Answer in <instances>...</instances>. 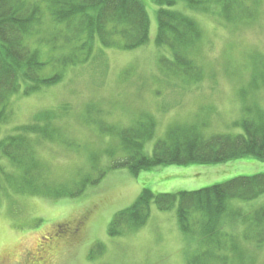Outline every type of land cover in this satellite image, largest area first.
Listing matches in <instances>:
<instances>
[{
    "label": "rangeland",
    "instance_id": "1",
    "mask_svg": "<svg viewBox=\"0 0 264 264\" xmlns=\"http://www.w3.org/2000/svg\"><path fill=\"white\" fill-rule=\"evenodd\" d=\"M140 1L150 20L145 46L125 51L96 43L91 57L81 55L87 61L68 66L61 82L11 97L0 141L19 134L38 114L53 112L42 123L52 138H36L33 144L37 161L51 171L50 179L73 185L95 169L107 176L79 198L58 200L11 192L14 186L0 174V264H188L199 243L181 231L177 208L160 211L152 204L143 227L111 238L115 215L131 208L144 190L154 195L196 192L264 174V162L253 157L210 166L159 167L139 175L108 170L129 153L119 137L124 130L151 126L153 135L143 142L142 152L152 156L155 145L172 131L191 130L205 139L236 137L245 133V122L264 121V0H228L232 18L224 16L223 0L205 3V10H189L182 3L173 7L192 18L199 32L184 50L189 76L167 71L172 64L165 59H173L172 54L156 45L159 7L152 0ZM50 25L29 41L44 61L51 51L39 41L49 36ZM62 44L52 57L73 53L65 40ZM263 205L264 195L230 203L246 213ZM224 231L236 240L244 229L233 224ZM244 248L252 264H264V247Z\"/></svg>",
    "mask_w": 264,
    "mask_h": 264
},
{
    "label": "trees",
    "instance_id": "2",
    "mask_svg": "<svg viewBox=\"0 0 264 264\" xmlns=\"http://www.w3.org/2000/svg\"><path fill=\"white\" fill-rule=\"evenodd\" d=\"M41 1L0 0V125L8 120L11 97L22 90L23 95L29 96L61 82L68 66L87 61V58L80 60L81 55L91 57L96 43L130 51L149 41L150 20L140 0H43L42 4ZM152 1L159 7L156 45L167 47L173 58L165 59L166 64L173 65L169 64L172 68L167 71L182 70L183 75L189 76L190 64L184 50L194 44L199 32L192 18L172 9L182 3L189 10H205L204 6L211 0ZM223 1L224 16L232 18L227 11L230 1ZM44 5L48 14L46 21ZM49 22L52 25L47 28L49 36L39 41L51 51L50 58L44 61L40 50H32L29 41L39 37V29ZM63 40L73 53L52 57L64 45H60ZM75 41L80 44L76 45ZM52 116L53 112L38 114L34 123L20 128L19 134L0 141V174L8 185L14 186L15 190L10 187L11 192L47 199H76L100 184L107 173L95 169L73 185L50 179L51 171L37 161L33 144L36 138H52L49 129L42 126ZM242 128L243 135H217L208 139L191 130L172 131L167 140L155 145L152 156L142 152L143 142L153 135L151 126L124 130L119 132V137L129 153L124 160L114 161L108 170L127 169L139 175L159 167L210 166L246 157L264 162V121L245 122ZM3 159L11 170H7ZM6 191L9 192L8 188ZM263 195L264 174L238 177L196 192L154 195L144 190L131 208L115 215L109 236L120 237L143 227L149 220L152 204L160 211L177 208L181 231L199 243V251L188 264H252L244 255V245H252L257 250L264 247V205L246 213L233 209L230 203L250 202ZM233 224L244 229L242 238L236 237L237 241L234 235L224 231ZM95 249L102 252L103 246L97 245Z\"/></svg>",
    "mask_w": 264,
    "mask_h": 264
},
{
    "label": "flooded vegetation",
    "instance_id": "3",
    "mask_svg": "<svg viewBox=\"0 0 264 264\" xmlns=\"http://www.w3.org/2000/svg\"><path fill=\"white\" fill-rule=\"evenodd\" d=\"M80 229H76V231L78 232ZM76 231H75V233H76Z\"/></svg>",
    "mask_w": 264,
    "mask_h": 264
}]
</instances>
